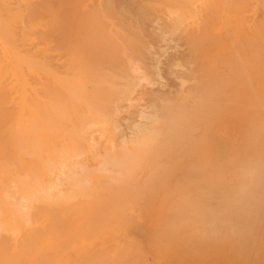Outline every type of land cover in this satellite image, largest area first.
<instances>
[{"label": "bare ground", "instance_id": "6f19581e", "mask_svg": "<svg viewBox=\"0 0 264 264\" xmlns=\"http://www.w3.org/2000/svg\"><path fill=\"white\" fill-rule=\"evenodd\" d=\"M157 1L162 4L175 31H181L186 26L194 29L193 33L190 31V43L199 53L194 62L179 66H187L186 71L193 74L195 81L201 82L195 74V65L206 63L207 68L201 69L202 77L217 82L227 78L226 84L230 87L239 84L244 87L251 74H264V31L255 32L251 27H247L244 33L241 30V26L242 29L245 27L243 16L251 4L250 0H217V3L213 0ZM110 2L106 5L107 9ZM141 6L146 7L140 4L139 8ZM220 8H225L226 12L225 19L219 24H222L221 28H224L223 25L226 27L228 39L230 36L239 51L246 72V77L243 76L245 80L232 76L234 69L226 60L228 47L224 43L225 38L218 35L220 26L215 15V11H222ZM97 9L96 12L99 11ZM145 9L147 11V7ZM122 10L121 7V14ZM83 11L82 0H0V264H73L74 243L80 234V223H76L72 214L74 199L87 198L91 186L102 182L104 177L110 176L109 183L125 184L124 171L131 169L132 165L135 170L144 169L151 171L152 175H160L173 169L169 165L170 157L178 158L191 151L202 157L207 153L201 146L205 143L208 129L205 120L221 116L229 118L223 113L225 110L221 111V105L223 108L231 103L240 108L250 106L251 97L240 88L233 90L234 100L216 98L212 101L200 89L195 93L182 89L177 94L179 99H162L159 105L155 103L151 106V113L141 114L143 120L147 118L158 125L152 128L140 125L141 135L131 140L133 150L124 148L118 158L111 155L102 145L106 126L112 110L131 105L138 82L148 80L142 74V68L131 63L132 58L145 59L147 46L144 37L136 36L139 34L137 30L132 36L138 40H130L118 31L110 33L102 45L103 42H99L89 28L95 13L87 9L84 11L87 14L83 15ZM106 14L104 12L102 18L105 21L101 18V23L107 24L111 13L107 14L108 17ZM135 15V18L140 16ZM123 21L127 26L124 18ZM140 24L143 26V23ZM200 24L206 28V33H201ZM128 26L131 27V24ZM129 27L127 32L132 30ZM210 34L214 37L213 41ZM212 44L216 50L208 56L206 46ZM103 64L109 65L108 71L100 68ZM119 78L124 80L122 87H117ZM206 107L214 109L202 112L203 119L192 128L194 133L186 129L196 120V111ZM222 132L225 136L228 134L227 130ZM222 132L212 134L223 137ZM259 138L264 142V130ZM157 151L160 152L158 157ZM209 154H212L210 149ZM227 169V174L207 171L201 173L202 177L192 180L233 184L236 175L248 170L244 182L247 187L250 185L249 201H264V164L244 167L231 162ZM146 181H152V178L148 177ZM252 184H255L253 189ZM251 206L256 212L257 207L254 204ZM254 216L259 218L258 223L264 225V214ZM33 228L38 235L30 233ZM80 232V236L88 235L82 229ZM81 257L75 258L76 261H81ZM83 261L87 264L89 260Z\"/></svg>", "mask_w": 264, "mask_h": 264}, {"label": "rangeland", "instance_id": "374dc122", "mask_svg": "<svg viewBox=\"0 0 264 264\" xmlns=\"http://www.w3.org/2000/svg\"><path fill=\"white\" fill-rule=\"evenodd\" d=\"M82 1L84 11L88 9L95 13V18L92 19L89 28L90 30L92 28L98 41L103 42L102 45L106 43L110 33L116 34L120 31L130 40L144 37L143 41L147 46L145 59L141 61L132 58L131 63L135 67L142 68V74L146 75L148 80L138 82L137 88L133 92L131 105L127 104L117 110H112L110 121L106 126L102 145L107 147L111 155L118 158L122 156L124 148L133 150L134 145L131 140L141 135L139 126L144 125L152 128L158 125L151 120L148 121L147 118L143 120L141 114L143 112V114L151 113V106L155 103L159 105L162 99L178 98L182 89H190L193 93L200 89L206 94L208 100L212 101L216 98L234 100L233 90L240 88L245 90L247 96L251 97V102L250 106H246V108H240L234 103L224 106V108L221 105V111L225 110L223 113L229 115V118L221 116L213 120H205L208 129L205 134V143L203 142L204 144L201 146L207 153L202 157L201 154L192 151L178 158L170 157L169 165L173 169L166 170L160 175H152L151 171L147 172L144 169L135 170L132 165L131 169L124 171L123 181L125 184L109 183L110 176L104 177L102 182L91 186V193L87 198L74 199L71 203L72 214L76 223H80L79 233L82 234L80 232L82 229L88 235H82V237L79 234L78 239L81 237V240H75L77 242L74 243V253L71 259L73 262L71 263L83 264V260L87 259L90 264H264V225L258 223L259 218L254 216L264 214V201H259L260 205L257 201H249L250 185L247 187L244 182L248 170L236 175L233 184L192 180L202 177L201 173L207 171L227 174V168L231 162H234L236 166L244 167L264 164V142L259 138V134L264 130V105H262L264 103V74H251L244 87H241L242 84L230 87L231 85L227 86L226 84L227 78L217 82L202 77L201 69L207 68L208 64L202 66L197 64L195 65L196 72H194L197 74V79H201L199 83L192 78L193 74L186 71L187 66L185 68L179 66V64L194 62L199 53L195 45L190 43L194 29L191 26H186L181 31H175L160 2L157 0H154L155 2L153 0H108V2L111 1V5L108 6V9H112L110 11L107 9L108 2L106 0ZM212 2L217 3V0ZM250 2L248 10L244 12L245 27L242 29L241 26L242 33L247 31V27L262 33L264 31V0H250ZM94 3L99 6L93 5ZM139 3L146 6L147 11H145L146 7L139 8ZM93 6L96 9L98 7L99 11L98 9L97 11L101 16L95 8H92ZM121 7L124 9L122 14ZM158 7L160 8L157 9ZM220 9L222 11H215L218 24L225 19L226 12L225 8ZM84 11L83 15L86 13ZM104 12L105 14L106 12L107 14L111 13L109 17L113 15L111 17L114 20L106 14L107 24L106 22L105 24L101 23ZM134 14L142 15V18L135 15L139 18L137 19L133 17ZM117 17L120 19L118 20ZM123 18L127 21V26ZM115 19L117 23H115ZM104 21L105 19H103ZM135 23H138L136 24L137 28ZM140 23H143V26ZM128 24H131V27ZM109 25L110 28H108ZM138 25L142 27H138ZM218 26L221 28L222 24ZM122 27L126 29L129 27L132 30L127 32L128 29L125 31ZM223 27L219 28L218 35L225 38L224 43L228 47L225 54L226 60L234 69L232 76L239 80H245L243 76L246 77V72L239 57V51L233 40H230V36L228 39L226 27L224 25ZM200 28L202 29H200L201 33L207 32L206 28H203V24H200ZM136 30L139 31L137 32L139 34H136V36L140 35L137 36L138 38L134 37ZM132 32L134 33L132 34ZM213 39L214 37L212 38L210 34V40L213 41ZM205 42L208 44L207 41ZM213 46L214 44L206 46L208 56L215 52L216 49ZM149 56L150 58L147 59ZM244 59L247 60L246 57ZM108 67L109 65H100L104 71H108ZM117 78L115 77V79ZM118 81L117 87H122L124 80L119 78ZM189 81L190 83H188ZM188 84H190L189 87ZM226 87H230V89L224 91ZM255 105L260 108H253ZM211 108L214 109L206 107L201 111L197 110V115L194 117L196 120H193L192 125L186 129L193 132L192 128L197 127L198 121L203 119L202 112ZM248 115L252 116L249 118ZM141 118L142 120H140ZM220 129L227 130L228 136H225ZM213 132H222L223 137L220 134V137H217L212 134ZM206 146L212 151L211 156ZM225 147L227 148L224 149ZM233 151L234 153H232ZM97 152H101V150H97ZM155 153L158 157L160 152ZM229 153L233 154H230L231 158ZM192 158L196 161H192ZM186 171L188 174H185ZM180 175H182L181 180H179ZM148 177L152 178V181L147 182ZM254 185L252 184V189ZM240 188L243 190L241 191ZM252 204L257 207L256 212L252 209ZM106 211L110 214H107ZM85 223L88 224L85 226ZM232 227L233 230H231ZM30 231L31 234L38 235L35 228ZM77 257H81V261L77 262L75 259ZM248 258L251 260L249 261Z\"/></svg>", "mask_w": 264, "mask_h": 264}]
</instances>
